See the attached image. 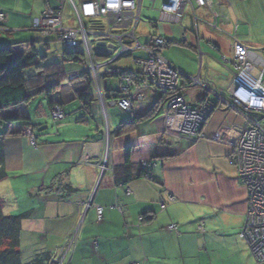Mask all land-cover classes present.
<instances>
[{
  "label": "crops",
  "instance_id": "obj_1",
  "mask_svg": "<svg viewBox=\"0 0 264 264\" xmlns=\"http://www.w3.org/2000/svg\"><path fill=\"white\" fill-rule=\"evenodd\" d=\"M58 1L0 0V12L6 17L0 44L20 43L23 47L15 49L28 51L24 48L36 40L15 38L14 34L34 32V20L45 9L56 8ZM72 1L79 7L89 0ZM67 7L70 15L64 16V24L73 27L71 8L65 1ZM211 10L218 14L219 28H232L234 32L238 23H233L225 8L215 1ZM215 20L211 11L193 5L186 8L177 25L182 27L181 34L172 36L168 27L157 24V33L144 35H159L168 41L163 57L183 75L182 85L186 84L185 77H191L204 86L186 90L190 105L204 100L216 102L215 95L225 98L232 78L231 40L227 36L232 33L225 35L207 26ZM138 52L143 60L130 62L135 70L129 71L126 66L112 70L138 74V62L148 59L145 52ZM70 67L73 70L77 66ZM107 74V70L103 72L104 78H111ZM115 87L113 81L103 82V92ZM86 88V81L64 83L50 97L65 114L55 134L42 132L44 120L40 119L50 117V109L41 107L40 113L34 114L35 123L30 122L33 140L25 135L28 128L21 124L10 126L12 136L3 138L8 174V179L0 183V197L6 200L4 213L28 214L21 223L22 261L29 263L40 254L53 256L74 234L75 243L63 254V264H254L239 237L247 193L229 160L238 134L246 126L244 118L221 108L207 122L201 139L194 142L174 140L165 134L162 121L153 120L155 116L136 122L117 136V130L123 122H130L131 115L105 104V98L103 111L95 102L91 115L85 113L76 95ZM61 89L68 93L63 94ZM157 99L145 95L144 101L135 106L151 107ZM74 102L75 108H69ZM30 108L29 104L11 113L31 120ZM128 149H132V179L123 187L116 184L114 170L124 166ZM149 161L152 180L139 178L140 165ZM65 185L75 192H65ZM161 201L166 204L165 211H161ZM117 205L122 213L116 210ZM95 207L104 208L100 223ZM171 224L178 227V233L166 230Z\"/></svg>",
  "mask_w": 264,
  "mask_h": 264
},
{
  "label": "built area",
  "instance_id": "obj_2",
  "mask_svg": "<svg viewBox=\"0 0 264 264\" xmlns=\"http://www.w3.org/2000/svg\"><path fill=\"white\" fill-rule=\"evenodd\" d=\"M65 1L71 8L72 23L75 28L64 25ZM144 1L146 0H89L77 7L72 0H59L56 8L45 9L34 20L32 29L43 37L56 38L63 44L64 50L81 49L83 64L77 69L66 72L65 80L89 77V82L99 90L97 94L102 102L104 98L100 89L101 70L103 68L110 70L112 63L135 50L145 52L148 59L138 62L140 65L138 74H124L117 79L116 95L119 98L110 101L108 105L117 106L130 114L133 105L137 101L140 102L142 96L149 95L154 98L164 96L163 105L153 120L162 121L165 134L174 140L188 142L197 140L196 136L201 133L208 118L221 108L236 112L244 118L246 126L238 134L231 158L237 177L247 192L245 222L239 235L247 243L256 262L262 263L264 262V63L253 50L238 39L236 32L238 25H236L234 32L227 35L231 40L232 78L225 90L226 97L215 95L216 102L204 100L199 104L190 105L187 102L186 90L199 85L203 88L204 86L198 79L185 76L186 84H181L183 75L163 57V51L169 46L168 41L162 36L151 35L148 44L142 45L139 42L137 28L141 23ZM147 1L150 3L149 10L155 11L156 0ZM215 1L164 0L158 11L159 20L156 25H180L186 8L195 5L210 10L216 20L215 23H207V26L223 33L218 27V14L211 10ZM193 17L197 21L194 15ZM3 18L5 14L0 12V19ZM156 25L151 24V29ZM90 37L96 42H104L105 47L102 50H93ZM184 41L183 36L182 42ZM108 49H111L110 54H107ZM51 118L55 122L64 118L60 107H54ZM142 164L146 169L151 167L150 162ZM100 169L103 171L105 167L102 166ZM144 179L152 180V175H147ZM127 194L129 195V191ZM115 208L122 213L120 206L117 205ZM165 209L166 204L161 201V211ZM95 213L97 222L100 223L104 208L95 207ZM139 221H143V218ZM198 229L201 231L202 227L199 226ZM166 230L177 233V226L171 224ZM75 236L71 235L62 250L56 251L51 256L49 264H63L62 256L66 255L74 245Z\"/></svg>",
  "mask_w": 264,
  "mask_h": 264
},
{
  "label": "trees",
  "instance_id": "obj_3",
  "mask_svg": "<svg viewBox=\"0 0 264 264\" xmlns=\"http://www.w3.org/2000/svg\"><path fill=\"white\" fill-rule=\"evenodd\" d=\"M21 45L22 44L20 43L0 44V122L2 123L1 125L7 127L5 133L0 134V183L8 179V174L4 169L5 149L3 138L12 136L8 130L9 127L21 124L23 127H27L32 133L31 120L21 118L19 115L11 113V111L22 106H28L38 96H45L48 100L47 106L50 109L49 116L51 118L54 107H60L62 110L60 104H52L50 97L55 95L58 92V89L65 83L64 75L67 71H70L66 69L65 64L76 65L77 67L74 69H77L84 61L81 51L64 50L62 62L60 64L41 65L40 58L37 57L34 45L32 44L31 47L30 45L27 46L26 50L28 51L22 53L19 52L18 49H15L17 46ZM30 68L34 70V73H30L32 75L25 78L24 72ZM107 73L108 77L110 76L114 79L115 85L117 79H119L121 75L130 74L112 69L107 70ZM86 82V90L77 93L76 100L80 103L81 110L91 115V109L96 101L93 97L94 90L92 84L88 80ZM163 97L164 96L160 97L161 101H163ZM103 98L107 99L105 104H108L112 100H117L119 97L116 95V87L115 89L104 91ZM158 109L159 103H155L151 107L145 105L134 106L132 113L128 114L131 115L130 122H123L117 130L116 135L121 136L122 134H125L130 129V126L134 125L136 122L152 119L158 112ZM83 118L79 121L82 122ZM131 151L132 149L126 151V161L124 166L114 170L115 181L118 186L126 187L132 179L130 174ZM149 162L151 163L149 169H146L143 164L140 165L139 178H144L147 175L153 176L152 162ZM63 188L65 192L69 194L75 192L70 185H65ZM5 206L6 200L0 197V264H49L51 256L47 254L37 255L29 263H24L22 261L19 252L21 223L28 214L20 216L6 215L4 213Z\"/></svg>",
  "mask_w": 264,
  "mask_h": 264
},
{
  "label": "rangeland",
  "instance_id": "obj_4",
  "mask_svg": "<svg viewBox=\"0 0 264 264\" xmlns=\"http://www.w3.org/2000/svg\"><path fill=\"white\" fill-rule=\"evenodd\" d=\"M156 1L157 2H156V5H155V11H150V10L148 11V9L150 8V3L147 0L144 1L143 5H142L141 23H140L139 27L137 28L138 39H139V42L142 43V44H145V42L149 43V38L144 36L145 34L147 35L148 33H157V31L155 29H151V24H153V21H156V20L159 19V12L158 11L160 9L161 2L163 0H156ZM216 1H217V5H219L222 8H225V10L229 13V16H231V18L233 20V23H236V22L238 23L237 36H238L239 40L242 43H244L249 49L253 50L257 54V56L262 59V61L264 63V0H248V1H242V0H216ZM68 11H69L68 7L64 8V16L66 18L69 17V15H70ZM192 14L194 15L195 13L192 11ZM225 18L226 17L224 16V17H221L220 19H225ZM5 19H6V17L3 18V19H0V33H5L6 32L5 29H3V26H2V24L5 22ZM196 19H197V17H196ZM64 25L66 27H72V26H70V23H67V24L65 23ZM161 25H162L161 27H165V26L168 27V29L171 32V34L174 33V34H172V36L177 34L178 32H180V34L182 33V27H180V26L168 25V24H165V25L161 24ZM75 27L76 26L73 25V28H75ZM220 29L223 32L222 34H228L226 32L233 33L232 28L230 29V28H227V27L223 26ZM14 35H15V38H19L20 36H26V37H31L34 40H36V43L34 44V47H35V50H36V53H37V57L40 58V64L41 65L60 64L62 62V55H63V52H64V46L56 38H53V39L52 38H46V37L41 36L37 32H29V31L21 32L19 34L17 33V34H14ZM89 40H90V42H91V44L93 46L92 47L93 50L97 49V44L98 43H104V42H96V41H94L93 37H90ZM20 47H23V46H20ZM24 49H27V48H24ZM108 50L111 51V49H108ZM79 51H80V49H79ZM135 51L136 52H133L130 56L122 57L118 61H115L114 63H112L110 70L112 68H114L115 66L116 67H118V66L119 67L120 66H126V69L129 70V71L130 70H135V67L131 66L130 62L134 61V60H143V56H142L141 52H138L137 50H135ZM70 66H74V65L73 64H65V67H66L67 70L71 69ZM33 71L34 70L31 69V68L27 69L24 72L25 78H28V76L32 75L30 73H34ZM104 71H106V69L103 68L101 70L102 80H101V84H100V89H102V91H103V82L104 81H113V85L115 86V83H114L115 81L112 78H104V76H103V72ZM66 76L67 75L65 74L64 78ZM88 79H89V77H87V76L85 77L84 76V77H81V78H79L77 80H71V81H66L65 80V83L66 84H70V85H74L75 83H77L79 81H87ZM192 79H196L197 80L198 78H192ZM198 81H199V79H198ZM199 83H200V81H199ZM92 85H93L94 90H95L93 97H94L96 103L99 105V108L102 109V111H103L105 109V105L102 102L101 98L99 97V94H97V92L99 90L96 89V87H95V85L93 83H92ZM59 90H60V88L58 89V91ZM66 90L67 89H63L62 93L63 94L66 93L67 94L68 91H66ZM141 99L142 100L140 102L137 101V102H135V104L141 103V102L144 101V97L143 96H142ZM163 102H164V99H163V101H161L160 98H158L155 103H159V109H160L162 107V105H163ZM74 103L75 104L72 107H70V106H68V107L69 108H75L77 102H74ZM135 104L133 105V107L135 106ZM30 105H31V108H30L31 121L35 123L36 120H35L34 114L40 113V111L42 109H45V111H47V109H48L47 101H46L45 96L36 97L31 102ZM41 107H43V108L41 109ZM212 115L208 118V121H209V119H211ZM40 120H44V121H42L43 122L42 126L45 129L42 132H46V133L48 132L50 134H55V132L57 130V125L59 123H61V121H58V122L53 121V119L50 118V117H46V119L42 118ZM1 124L2 123L0 122V134H3V133H5L7 127L3 126ZM206 124L203 127V129L201 130V133L197 134L196 137H198L197 138L198 140L201 139V137L203 135V130L205 129ZM25 135L28 136L29 138L33 139L32 133H31V131L29 129H26ZM106 135H107V132H106ZM233 149H234V147H233ZM232 153H233V150H232ZM232 153L229 155L230 162H231V158H232ZM233 167L235 168V165H233ZM103 171H101V172H103ZM9 208H11V199H10V203H9ZM7 210H8V208L6 209V211ZM241 231H240V233H241ZM239 237H240V235H239ZM244 243H245V245L247 247V250H246V252H248L247 256L251 259V261L254 264H264V262H262V263L256 262V260L254 259V257L252 256V254L250 252V249H249L247 243L245 241H244Z\"/></svg>",
  "mask_w": 264,
  "mask_h": 264
},
{
  "label": "water",
  "instance_id": "obj_5",
  "mask_svg": "<svg viewBox=\"0 0 264 264\" xmlns=\"http://www.w3.org/2000/svg\"><path fill=\"white\" fill-rule=\"evenodd\" d=\"M104 47H105V43H98L97 44V50H102V48H104ZM110 53H111V51L107 50V54H110ZM104 167H105V165H104ZM88 205L90 206V203Z\"/></svg>",
  "mask_w": 264,
  "mask_h": 264
}]
</instances>
